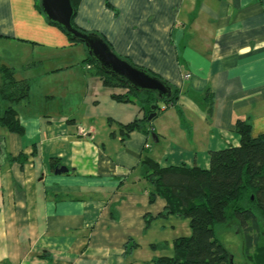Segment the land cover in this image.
Returning <instances> with one entry per match:
<instances>
[{"label":"crops","instance_id":"obj_1","mask_svg":"<svg viewBox=\"0 0 264 264\" xmlns=\"http://www.w3.org/2000/svg\"><path fill=\"white\" fill-rule=\"evenodd\" d=\"M38 3L0 0V66L31 84L28 99L0 100L23 129L0 127V264H139L148 233L182 219L150 201L143 159L206 170L211 151L240 144L237 120L264 135V0H80L77 27L179 91L130 133L139 104L116 100Z\"/></svg>","mask_w":264,"mask_h":264},{"label":"trees","instance_id":"obj_2","mask_svg":"<svg viewBox=\"0 0 264 264\" xmlns=\"http://www.w3.org/2000/svg\"><path fill=\"white\" fill-rule=\"evenodd\" d=\"M79 2L80 0H71L76 13ZM37 7L42 14L39 3ZM46 22L59 29L57 25L47 20ZM72 24L81 32L92 33L77 27L74 20ZM63 33L72 44H80L72 36ZM122 59L130 63L129 60ZM82 64L95 69L104 87L127 90L125 94L113 95L116 100L136 102L144 112L141 119H134L121 128L125 133L142 129L153 120H148L150 115L157 116L158 113L174 106L178 100V89L168 84L172 90L171 97L160 98L155 93L137 91L126 81L106 73L88 54ZM135 68L154 76L142 68ZM0 75L1 101L19 103L28 99L31 87L29 81L16 80L14 70L4 65L0 66ZM160 104L163 106L160 107ZM210 113L211 108L208 110V114ZM0 127L17 134L23 132L14 108L9 107L0 112ZM234 127L240 137V144L211 151L209 168L206 170L185 167L161 168L153 160L143 159L141 174L152 187L150 201L161 196L167 203L160 216L176 215L188 220L191 230L190 236L173 240L171 256L154 258L152 264H234L233 257L217 237V230L231 223L237 224L243 233L245 257L258 246L259 225L264 224V135L252 138L250 125L242 120H237ZM1 149L3 145L0 139ZM132 247L133 245L129 244L126 248L129 251ZM158 247L167 248L163 245H151L153 249Z\"/></svg>","mask_w":264,"mask_h":264},{"label":"water","instance_id":"obj_3","mask_svg":"<svg viewBox=\"0 0 264 264\" xmlns=\"http://www.w3.org/2000/svg\"><path fill=\"white\" fill-rule=\"evenodd\" d=\"M40 9L45 20L59 27L67 35L72 36L80 44L84 45L87 54L106 73L126 81L137 91L155 93L160 98H170L172 90L164 81L151 76L147 72L137 69L126 60L116 55L110 46L95 33H84L72 24L76 10L71 0H39ZM152 114L148 117L151 120ZM65 167H57L56 175L67 173Z\"/></svg>","mask_w":264,"mask_h":264},{"label":"rangeland","instance_id":"obj_4","mask_svg":"<svg viewBox=\"0 0 264 264\" xmlns=\"http://www.w3.org/2000/svg\"><path fill=\"white\" fill-rule=\"evenodd\" d=\"M84 30V29H83ZM73 53L76 57L80 58V54L85 53L87 55L86 48L82 44H76L73 48ZM71 55V54H70ZM77 59V58H76ZM86 66V65H84ZM89 65L86 66L88 68ZM119 94H125L126 89H117ZM173 222H177L173 218ZM178 224L175 225L173 231L160 232V231H151L148 233L147 237L141 242V247L133 256L134 259L139 261V264H150V260L156 257L162 256H171L172 249H161L151 248V244L158 245L159 243L163 244L168 242L171 244L175 238L178 237H188L191 234V230L188 226V220L179 219ZM217 237L226 247L229 254L233 257L234 264H263L264 263V224L259 225L258 237V246L254 247L248 254V257H245V246H244V236L240 228L235 223H231L227 227H220L218 230ZM161 244V245H162ZM163 246H167L164 244ZM151 248V249H150ZM160 249V248H159ZM157 250V251H156ZM152 264V263H151Z\"/></svg>","mask_w":264,"mask_h":264},{"label":"built area","instance_id":"obj_5","mask_svg":"<svg viewBox=\"0 0 264 264\" xmlns=\"http://www.w3.org/2000/svg\"><path fill=\"white\" fill-rule=\"evenodd\" d=\"M92 67L89 65V67L87 68V69H91ZM190 78V75L189 74H186L185 76H184V79L185 80H187V79H189ZM79 134L80 135H85V132H84V130L83 129H79ZM146 147H148V145H146Z\"/></svg>","mask_w":264,"mask_h":264}]
</instances>
